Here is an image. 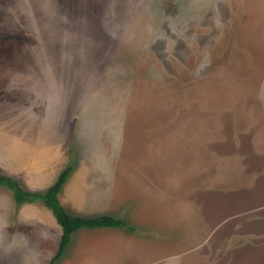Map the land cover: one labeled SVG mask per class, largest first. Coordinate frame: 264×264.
<instances>
[{"label": "rangeland", "instance_id": "rangeland-1", "mask_svg": "<svg viewBox=\"0 0 264 264\" xmlns=\"http://www.w3.org/2000/svg\"><path fill=\"white\" fill-rule=\"evenodd\" d=\"M74 216L56 264H264V0H0V174ZM62 229L0 186V264Z\"/></svg>", "mask_w": 264, "mask_h": 264}, {"label": "trees", "instance_id": "trees-1", "mask_svg": "<svg viewBox=\"0 0 264 264\" xmlns=\"http://www.w3.org/2000/svg\"><path fill=\"white\" fill-rule=\"evenodd\" d=\"M74 168L69 166L58 176L57 180L45 191H30L15 177L0 174V186L11 191L16 204L23 205L31 202H41L48 208L62 229L58 250L50 264H56L65 254L73 235L79 229H116L128 228L126 221L109 215L84 217L71 215L60 201V193L68 181Z\"/></svg>", "mask_w": 264, "mask_h": 264}, {"label": "crops", "instance_id": "crops-1", "mask_svg": "<svg viewBox=\"0 0 264 264\" xmlns=\"http://www.w3.org/2000/svg\"><path fill=\"white\" fill-rule=\"evenodd\" d=\"M62 235V234H61ZM56 254V253H55ZM54 257V256H53ZM52 260V259H51ZM51 260H50V262H51ZM50 262H49V264H50Z\"/></svg>", "mask_w": 264, "mask_h": 264}]
</instances>
